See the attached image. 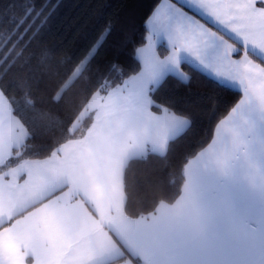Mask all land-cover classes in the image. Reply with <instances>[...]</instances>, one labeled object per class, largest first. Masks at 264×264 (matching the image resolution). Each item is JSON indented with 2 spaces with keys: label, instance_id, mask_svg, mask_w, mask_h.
<instances>
[{
  "label": "crops",
  "instance_id": "1",
  "mask_svg": "<svg viewBox=\"0 0 264 264\" xmlns=\"http://www.w3.org/2000/svg\"><path fill=\"white\" fill-rule=\"evenodd\" d=\"M165 22L162 12L159 34L151 25L146 34L161 57L171 50L160 30ZM187 64L221 79L195 61ZM115 87L96 106L86 105L84 117L91 119L81 134L45 157L0 171V264H136L127 254L141 264H264V155L258 149L240 158L225 187L198 149L184 164L174 201L136 217L125 214L127 160L160 152L172 134L165 138L162 113L148 107L151 84L130 80V92L110 96ZM232 89L240 100L239 86ZM26 136L0 94V165Z\"/></svg>",
  "mask_w": 264,
  "mask_h": 264
},
{
  "label": "snow or ice",
  "instance_id": "2",
  "mask_svg": "<svg viewBox=\"0 0 264 264\" xmlns=\"http://www.w3.org/2000/svg\"><path fill=\"white\" fill-rule=\"evenodd\" d=\"M57 7L52 0H11L6 6V12L0 15V52L3 53L0 55V81L33 41H42ZM162 12L166 22L160 30L171 50L161 57L151 36L145 37L148 44L145 46L141 42L132 50L136 67L131 76L125 73L120 57L124 44L132 42L128 31V22L135 14L132 0H124L120 11L94 28L83 45L71 56L63 57L60 63L72 60L83 51L74 70L75 75L91 71L95 65V71L100 73L95 81L97 92L104 91L105 87L111 88L114 75L116 87L112 88L110 96L130 92V80H140L142 86L151 84L147 93L148 107L162 113L160 119L164 121L165 138L171 133L172 143L195 133L200 123L197 109L210 111L214 116L222 103L219 91L238 85L242 98L209 131L210 142L201 141L198 145L201 153L207 152L215 182L225 187L235 175L243 155L256 149L264 155V0H168L166 3L154 0L141 20L145 33L151 25L152 30L159 34L157 25ZM209 20L213 21L215 30ZM21 42L23 47L9 59ZM58 50L59 46L45 47L41 63L51 61ZM109 52L111 59H108ZM192 61L202 69H212L215 76L221 78L217 81V92L195 102L183 98H170L167 102L157 100L156 93L169 83L170 78H175L181 85L190 84L191 76L184 71V63ZM5 87L0 84V94L6 95ZM26 103L35 107L30 98ZM185 104H190V107H184ZM168 151L167 144L161 145V156H167ZM154 222L160 221L157 218Z\"/></svg>",
  "mask_w": 264,
  "mask_h": 264
},
{
  "label": "trees",
  "instance_id": "3",
  "mask_svg": "<svg viewBox=\"0 0 264 264\" xmlns=\"http://www.w3.org/2000/svg\"><path fill=\"white\" fill-rule=\"evenodd\" d=\"M10 2L11 0H0V15L6 12V6ZM52 2L58 7L45 28L42 41H33L16 59V63L3 81H0V84L6 86L5 96L10 101L12 112L27 131L24 142L13 149V154L0 165V171L21 159L45 157L60 144L85 130L91 116L79 118V115L91 95L97 91L95 81L100 73L96 72L95 65H92L91 71L85 70L79 76L74 75L68 80L83 51L65 63H60V60L65 56H71L83 45L94 28L120 11L124 0H52ZM132 2L135 14L128 22L132 42L124 44L123 55L120 57L127 75H131L136 67L132 59L133 48L146 41L147 33L142 30L141 20L152 7L154 0ZM51 46H59L60 50L53 54L51 61L41 63L43 50ZM21 47L23 42L16 46L9 59L14 57ZM4 51H7V48ZM0 55L3 53L0 52ZM111 58L109 52L108 59ZM103 63L102 60L101 64ZM184 71L191 76L190 84L181 85L175 78H170L169 83L156 93L157 100L167 102L170 98H183L185 101L195 102L217 92L216 80L187 63H184ZM112 79L114 86L116 85L114 75ZM219 95L222 103L216 114L213 116L210 111L197 109L196 114L200 122L197 130L194 134L174 143L170 138L167 142L170 148L167 156L149 151L143 156H133L127 160L123 169L126 215L136 217L148 213L154 210L159 202H172L178 197L184 182L185 162L199 149V142L209 140V131L238 100L240 92L228 87L219 91ZM29 98L35 102L34 108L26 103ZM183 106L190 107V104ZM152 110L157 111L154 108ZM76 121H79L77 125ZM127 255L136 264H141L136 257Z\"/></svg>",
  "mask_w": 264,
  "mask_h": 264
},
{
  "label": "rangeland",
  "instance_id": "4",
  "mask_svg": "<svg viewBox=\"0 0 264 264\" xmlns=\"http://www.w3.org/2000/svg\"><path fill=\"white\" fill-rule=\"evenodd\" d=\"M75 70V69H74ZM75 75V71H73V73L71 74L70 78L68 80H70L71 78H73V76ZM108 89V88H107ZM106 89V91H107ZM108 91H111V90H108ZM102 92H105V91H102ZM102 92H94L91 97L89 98L88 102H87V107L90 106H96L98 103H100V98L102 96ZM86 111H87V108L85 107L81 112H80V115H79V118H83L84 115H86ZM79 121H76L75 122V125L78 124Z\"/></svg>",
  "mask_w": 264,
  "mask_h": 264
}]
</instances>
